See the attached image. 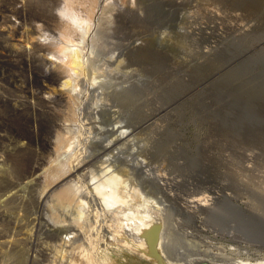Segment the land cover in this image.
Returning <instances> with one entry per match:
<instances>
[{"label":"rangeland","instance_id":"obj_1","mask_svg":"<svg viewBox=\"0 0 264 264\" xmlns=\"http://www.w3.org/2000/svg\"><path fill=\"white\" fill-rule=\"evenodd\" d=\"M82 1L74 3L87 25L74 54L81 74L66 83L54 51L61 17L55 0L45 11L49 25L38 12L45 0H0V38L17 25L22 32L11 41L24 52L0 66V96L28 101L20 114L0 104V134L12 139L8 146L0 137V200L15 196L0 212V264H71L84 260L83 251L95 264H220L206 259L210 251L264 258V236L240 233L231 212L215 218L236 203L264 216V0H131L135 15L124 21L115 11L120 0ZM34 42L46 46L38 52L50 62L40 67L57 73L38 78L39 88L26 56ZM250 57L259 59L246 62ZM58 89L67 95L65 105L42 103ZM44 134L47 147L39 142ZM114 136L120 138L111 152L100 146ZM24 140L26 148L16 152ZM70 141L75 155L62 152ZM99 154L153 200L151 229L147 220L141 231L122 227L143 249L110 230L114 218L78 206V174L48 187L81 158L94 167ZM35 158L45 161L39 186L29 174ZM39 198L43 210L31 206ZM77 210L84 218L69 229L59 226ZM78 224L82 232L74 235Z\"/></svg>","mask_w":264,"mask_h":264},{"label":"bare ground","instance_id":"obj_2","mask_svg":"<svg viewBox=\"0 0 264 264\" xmlns=\"http://www.w3.org/2000/svg\"><path fill=\"white\" fill-rule=\"evenodd\" d=\"M91 1L93 2V0H87L86 5H88L90 3L89 6H91L92 5ZM125 1L130 2V4H128V5L124 4L123 2H125ZM174 1H180V0H174ZM45 2H46V5L49 8H47L46 5H45L46 8L43 7L42 11L39 8L38 12L42 14V15H40V17L43 16L42 18L45 19L44 21H46L45 22L46 25H49L50 22H49V20H47V18L45 16V13H46L45 11H47V12L51 11L52 3L54 2V0H53V2H52V0H45ZM77 2L78 3H83L82 0H81V2H79L78 0H55V3L57 4V9L56 10L60 14L61 17H60V23H59L60 26H59V29H58V39L56 38V43H55L56 46L54 47V51H55L56 59L59 60L58 67L61 66L62 68H64V71H65V74L64 75L60 74L59 77H61V76L64 77L65 79L63 81L66 82V83H71L73 78H75L77 75L81 74L80 65L78 64V60L75 59L74 54L76 52L75 50H77V47H78V45L80 43L81 37L83 36L84 32L85 33L87 32V25H85L86 23L84 21L85 18L83 17V13H79V11L77 9L78 6L76 7V5L74 4V3H77ZM184 2H185V0H184ZM106 3L107 2L103 1L101 5L105 6ZM115 9H116L115 10L116 11V15L119 17V19L121 21H124L125 19L131 18V17H133L135 15L134 14L135 12L133 11V9L131 7V0H122V1L120 0V2L117 4ZM88 12H90V11H89V8H87V6H86L84 13L87 14ZM16 26L17 25H15L13 27L10 35H8L9 37H5L4 39L0 38V49L3 50V51L1 50L2 52L0 51V66H2V64L4 62H9V61L13 62L14 58H12V57H13V55H16V53H18L20 56H23V53H24L23 49H20L19 46H15L14 42L11 41V40H14L15 43H16V40L17 41L19 40V35L22 32L20 30H17ZM77 31H80V33L77 32ZM59 37H60V40H59ZM32 40H34V39H32ZM41 43L40 42H34L33 46L31 47V49H32L31 53H30V50L26 51V56H28L27 57V61H29V63L31 64V66L34 69V72H35L34 80H35V84L37 85L38 88H39L38 78H42L43 76H45L47 74L54 75V78H55V76L57 74L56 73V69H53V66H52V68H48V69H44V68L40 67L41 65L44 66V63H47V61H48V60H46L47 57L42 56V53L38 52L39 50L46 48V46L42 45ZM133 47L134 48H132V49L137 48V47H135V45H133ZM59 51L64 55V58H62L60 55H58ZM137 51H134V52H137ZM134 52H130L131 56H135ZM136 55H138V54H136ZM157 56L158 55L155 54L154 56L152 55L151 57L158 58ZM257 59H259V58H251L250 57L248 59H245V61L246 62L247 61H251L252 62V61H255ZM242 63H243V61H242ZM67 75H68V77L66 78ZM59 77H58V79H59ZM122 79H123V77H122ZM59 90H61V89H58V91H55L52 95H47V96L43 97L42 98V103H45L46 101L47 102H52V101L56 100V103H55L56 105H58V106L65 105V103L62 104L61 101L65 100L62 97H67V95L65 94L64 91H59ZM104 100L105 99H103L102 101H104ZM22 101H24V102L23 103H19L18 101L12 100V98L5 99L4 97L0 96V104L4 105V108H5V106L6 107L8 106L7 111L9 113L10 112H16V114L23 113V109H22L21 106L26 107L24 105V103L25 102L27 103L28 101L26 99H23ZM66 101H67V98H66ZM105 103H107V102H105ZM108 104H110V103H108ZM19 107H21V108H19ZM99 107H101V106H99ZM109 108H111V107L109 106ZM18 109H20V111H18ZM115 110H116V108H111L110 109V111H115ZM53 125H54L53 121H51L49 127L53 128ZM135 127H139V125H136ZM110 129H111L110 130L111 132L115 131V129H113V128H110ZM1 132H3V131H1ZM3 133H2V135L0 134V137L3 138V140L5 138L6 141H8V142H7V144L5 142L4 143L6 145H8L9 141H11L12 139H11L10 136H8V138H7V135H4L5 133L4 134ZM15 135H16V136H14L15 138L16 137H20L19 133L15 134ZM117 138H120V136L119 137H117V136L115 137L114 136L112 139H110L112 141V143L106 142V143H102L100 146L102 148H104L105 150L108 149V152L109 151L111 152L112 151V147L110 145H113V140H116ZM39 142L44 147H47V146H49L51 140L47 137V135L44 134V135H42L40 137ZM55 142L58 143V140H56ZM56 143L54 144V147H57ZM26 145H27V142H26V140H24V141L20 142L19 144H17V146L14 149H15L16 152H17V150L18 151L19 150L23 151L26 148ZM71 146H72V141L62 144L61 145L62 152H66V151L72 150V152H73L72 154L75 155V151H73L74 145H73V147H71ZM100 146H99V148H100ZM12 147H14V146H12ZM77 148H78V146H77ZM14 149H13V151H14ZM74 149H76V148H74ZM1 150H3V149H1ZM9 151H11V150H9ZM39 154H42V151H39ZM107 154H109V153H107ZM5 155H7V154H5ZM8 156H11V155H8ZM95 160L97 161V164L95 163L96 165L94 164V167H92V168L90 167L88 169L87 168L88 164H90V165L92 164L93 165L94 161L91 162V159L84 160L83 158H81L79 160V162L81 161V163H79L77 165V167H75V169L74 168H70L68 171H64V173H62L60 177L58 176L57 179L55 181H53V183L50 186H48V187L49 188L52 187L53 184H55V182H58L60 179H63L64 177L66 178L69 175L78 174V178L77 179L78 180L79 179L82 180V184L80 183L79 187H77V189H76L77 192L79 193L78 197H77V200H76L77 203H78V206L87 204L88 206H90V209L97 210L98 213L100 215H102L101 217H103L104 220L106 218H114L116 220V225L114 227H111L110 230H112V232H116V233L118 232L117 237L120 238V240L123 241L124 243H126V244L129 243L130 246L135 247L136 249L137 248L143 249L141 247L142 243L136 242V241H133V240H129V239L126 238V235L122 234V231H123L122 227H124V225H125V226H127L130 229H133L135 231H139V230L141 231L142 225H144V222L147 220V222H149V224L147 226L149 227V229H151V224L153 223V221H152L151 217H148L150 215V213L147 212L149 210L148 206H152V207L155 206L152 203L153 200H152V198H150L151 196L149 197L148 194L146 195L144 193H141V191L135 186V184H133L132 181H130L129 179H127V177L124 176L125 173H123L124 169L122 167H120L119 171H116V168L111 166L109 163H106L102 159L100 154L97 157V159H95ZM0 161H2V160H0ZM44 162L42 160V162L40 163L39 158H35L34 159V164H33L32 168H31L30 173H29L31 175V179L32 180L34 179L33 184H36L37 186H39L40 182H42L41 179L43 177V172H44L45 168L42 167L43 168L42 170H39V169H40V165L42 163H44ZM77 168H79V173H77V170H78ZM75 171H76V173H75ZM71 179H73V178H71ZM12 183L13 182L8 183L9 186L12 185ZM13 184H16V183H13ZM19 188H20V186H19ZM33 188H36V187H33ZM21 189H23V188H21ZM22 191H24V190H22ZM83 196L85 197V199L87 197V200H85L83 198ZM14 199H15V196L11 195V196L3 199V200H0V212L2 210H9L8 208H10V207L7 204L10 201L14 200ZM40 199L41 198H39V200L36 199L35 201H33V204H31V206L33 205V206H35L37 208L36 210H43V207L41 208V205H43V203H42L43 200H40ZM9 204H11V203H9ZM228 204H230V202ZM15 205H13V207ZM28 205H30V204H28ZM235 206L237 208L241 209V207L238 206L237 203H236V204H234V210L224 209L218 215H215L216 217L214 215L213 216L215 218H217V217L221 218V217H224V215H223L224 212H226V213L231 212L233 214V216H238V220L240 219L238 222L236 220L237 225L234 224V228L238 227V231L240 233L247 234L251 238L256 237L257 234H259L260 237H263L264 236V216L261 215V214H256L254 212H248L247 213V212H244L243 210H238L237 208H235ZM13 207H12V209H13ZM15 208H16V206H15ZM225 208H228V205ZM213 210H212V213H213ZM218 210H221V209L218 208ZM217 211H216V213H217ZM234 211H236V213ZM145 212H147V214H145ZM38 213H40V211ZM83 215H84V213H83L82 210H77L76 213L74 214V216L70 217V220L68 219V221H63L65 219H61V223L59 224V226L65 228V225H67V226H69L67 229L72 228V226H73L72 222H74L73 220H76V221L81 220L80 219L81 217L84 218ZM230 219H233V218H230ZM46 223H47V221H46ZM81 228H83L82 225L78 224V226L76 228H74V230H73V231H77V232H74V233L72 232V233L74 235H75V233L78 235L79 231L82 232ZM89 239H91V238H89ZM88 241H87V244L89 243ZM74 242H75V240H74ZM79 243H81V242H79ZM96 245H97V243H96ZM82 247L80 246L79 250L83 249ZM74 248H75V246H73V252H74ZM92 248H93V246H92ZM76 249H78L77 245H76ZM79 250H78V252H79ZM80 254L81 255L83 254V256H81ZM80 254H77V256L84 257V260L83 259L82 260L78 259V262L77 261L71 262V264H95V258L92 257L93 255L92 256L90 254L88 255L87 251H83V253H80ZM241 254H243V253H241ZM228 255L229 254L226 255L224 253L221 254L219 252L210 251V252L207 253L206 259L209 260V261H215V262L220 263V264H264V258L256 259L255 261H251V260H249V256L248 257H245V256L244 257H235V256L231 257V256H228ZM184 262L186 264H190V262L187 259ZM166 263H167V261H166Z\"/></svg>","mask_w":264,"mask_h":264},{"label":"built area","instance_id":"obj_3","mask_svg":"<svg viewBox=\"0 0 264 264\" xmlns=\"http://www.w3.org/2000/svg\"><path fill=\"white\" fill-rule=\"evenodd\" d=\"M69 237H72L71 234H65L64 238L68 239Z\"/></svg>","mask_w":264,"mask_h":264},{"label":"water","instance_id":"obj_4","mask_svg":"<svg viewBox=\"0 0 264 264\" xmlns=\"http://www.w3.org/2000/svg\"><path fill=\"white\" fill-rule=\"evenodd\" d=\"M202 264H207V263H205V262H202Z\"/></svg>","mask_w":264,"mask_h":264}]
</instances>
